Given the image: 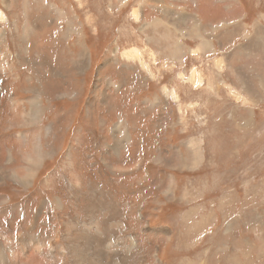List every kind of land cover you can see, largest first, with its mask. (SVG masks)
Segmentation results:
<instances>
[{
    "label": "rangeland",
    "instance_id": "obj_1",
    "mask_svg": "<svg viewBox=\"0 0 264 264\" xmlns=\"http://www.w3.org/2000/svg\"><path fill=\"white\" fill-rule=\"evenodd\" d=\"M11 1L0 264H264V0ZM32 105L51 155L24 185Z\"/></svg>",
    "mask_w": 264,
    "mask_h": 264
},
{
    "label": "clouds",
    "instance_id": "obj_2",
    "mask_svg": "<svg viewBox=\"0 0 264 264\" xmlns=\"http://www.w3.org/2000/svg\"><path fill=\"white\" fill-rule=\"evenodd\" d=\"M30 128L31 131L23 137L17 148L12 150L13 164L7 165V156L3 159V163L9 167L14 178H34L51 155L50 127L37 120L30 124Z\"/></svg>",
    "mask_w": 264,
    "mask_h": 264
},
{
    "label": "bare ground",
    "instance_id": "obj_3",
    "mask_svg": "<svg viewBox=\"0 0 264 264\" xmlns=\"http://www.w3.org/2000/svg\"><path fill=\"white\" fill-rule=\"evenodd\" d=\"M27 1V0H26ZM141 1V0H140ZM144 1V0H143ZM142 2V1H141ZM235 2V1H234ZM227 5V4H226ZM225 5V6H226ZM25 13H27V12H25ZM63 14H64V12H63ZM1 15V14H0ZM59 15V14H58ZM63 16V15H62ZM1 18V17H0ZM63 18H66V16L65 17H63ZM67 25V24H66ZM68 32H67V37L69 38V37H73L74 35H77V36H79L78 38L80 39V45L82 46V48H83V50H82V52L84 53L83 55H79L78 57H79V59L78 60H76L74 63H75V65L77 66V67H81V63H83V62H85L86 61V59H87V47H86V45H85V43H83V44H81V41H82V38L84 37V35H83V33H80L77 29H76V27L74 26V24L73 23H69L68 24ZM66 28V29H67ZM26 32V31H25ZM27 33V32H26ZM25 38V40L27 41L28 40V37L26 38V37H24ZM84 40V39H83ZM139 53H140V55H141V52L139 51V50H137V49H134L133 51H128L127 52V54H126V57H129V58H139ZM140 60V59H139ZM1 68H2V66H1ZM201 80H202V78H201V76L198 74V73H196V75H194L193 73L191 74V77H190V79H189V81L190 82H192L193 84H195L196 86H198L197 84H199V83H201ZM114 86V85H113ZM115 87V86H114ZM165 92H166V90H165ZM170 94V93H169ZM176 94V93H175ZM171 95V94H170ZM107 97V96H106ZM177 97V96H176ZM37 111H38V109L36 108V106L35 105H32V113H31V120L32 121H35V117H36V114H37ZM120 127L118 126L117 128H116V130L115 131H117L118 129H119ZM115 136H116V140H123L124 138L123 137H121V136H118L117 134H115ZM120 146H121V148L123 147V144H119L118 146H117V148H116V151H118V150H120L121 148H120ZM113 148V146L111 147V149ZM138 167V166H137ZM19 179V178H18ZM29 179L30 178H23L22 180V183L24 184V185H27V183H28V181H29ZM20 180V179H19ZM21 182V181H20Z\"/></svg>",
    "mask_w": 264,
    "mask_h": 264
},
{
    "label": "crops",
    "instance_id": "obj_4",
    "mask_svg": "<svg viewBox=\"0 0 264 264\" xmlns=\"http://www.w3.org/2000/svg\"><path fill=\"white\" fill-rule=\"evenodd\" d=\"M9 2V3H8ZM8 2H7V5H9V6H11V3H12V1L10 2V0H8ZM233 3L235 4V5H237L238 4V1H237V3L236 2H231L230 4H232V5H230L229 4V7H232L233 8V10H237V9H234V7H233ZM170 6H172L171 4H169ZM28 6V5H27ZM27 6H23L22 7V11L25 13L26 12V9H27ZM225 7H227V6H225ZM228 7V8H229ZM169 10V9H168ZM167 10V11H168ZM243 10H245V6H244V8H243ZM170 12H171V10H169ZM173 12V11H172ZM27 15V14H26ZM16 25H17V27H18V24L16 23ZM18 29V28H17ZM25 31L27 32H25V34L22 32V40L24 41V37H28V32L29 31H32V28H30L28 25H26L25 26ZM84 39V38H83ZM202 40H203V37H202ZM28 41V40H27ZM207 47V46H206ZM79 55V54H78ZM1 66H2V68H1ZM3 66L5 67V66H8L7 65V63H6V65H4V64H2V63H0V71L2 72V74H3V71L4 72H6V69L8 68V67H6V69L5 68H3ZM194 74L196 75V73L194 72ZM0 76H1V74H0ZM194 86H196V85H194ZM263 91H264V89H263ZM122 130L119 128L117 131H115V134H117L118 136H120L121 134H123V131L121 132Z\"/></svg>",
    "mask_w": 264,
    "mask_h": 264
}]
</instances>
